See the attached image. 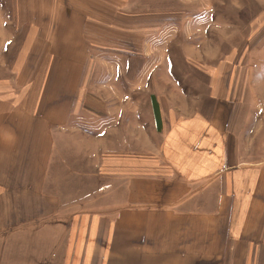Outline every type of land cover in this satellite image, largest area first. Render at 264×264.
I'll return each mask as SVG.
<instances>
[{"label": "crops", "instance_id": "obj_1", "mask_svg": "<svg viewBox=\"0 0 264 264\" xmlns=\"http://www.w3.org/2000/svg\"><path fill=\"white\" fill-rule=\"evenodd\" d=\"M131 10L0 2V264H264V74L244 105L234 65L203 100L167 62L139 79L100 49Z\"/></svg>", "mask_w": 264, "mask_h": 264}, {"label": "rangeland", "instance_id": "obj_2", "mask_svg": "<svg viewBox=\"0 0 264 264\" xmlns=\"http://www.w3.org/2000/svg\"><path fill=\"white\" fill-rule=\"evenodd\" d=\"M134 11L122 16L125 26L112 29L100 49L135 52L139 79L159 72L167 62L169 89L178 83L187 100H203L213 90L208 84L214 68L234 65L233 76L218 72L220 86L231 79L228 99L244 105L256 98L254 86L246 100L243 83L247 68L254 82L259 72L264 74V49L257 47V30H264V0H136ZM186 54L196 58L183 59Z\"/></svg>", "mask_w": 264, "mask_h": 264}, {"label": "trees", "instance_id": "obj_3", "mask_svg": "<svg viewBox=\"0 0 264 264\" xmlns=\"http://www.w3.org/2000/svg\"><path fill=\"white\" fill-rule=\"evenodd\" d=\"M156 115H157V113H156Z\"/></svg>", "mask_w": 264, "mask_h": 264}]
</instances>
